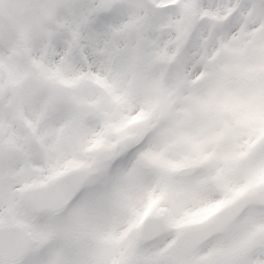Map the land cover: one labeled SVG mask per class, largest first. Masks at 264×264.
<instances>
[{"label": "snow or ice", "instance_id": "6c2138e0", "mask_svg": "<svg viewBox=\"0 0 264 264\" xmlns=\"http://www.w3.org/2000/svg\"><path fill=\"white\" fill-rule=\"evenodd\" d=\"M0 264H264V0H0Z\"/></svg>", "mask_w": 264, "mask_h": 264}]
</instances>
